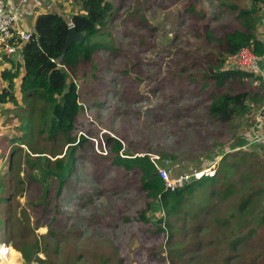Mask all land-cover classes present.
Returning <instances> with one entry per match:
<instances>
[{
  "label": "rangeland",
  "instance_id": "rangeland-1",
  "mask_svg": "<svg viewBox=\"0 0 264 264\" xmlns=\"http://www.w3.org/2000/svg\"><path fill=\"white\" fill-rule=\"evenodd\" d=\"M110 2L101 35L91 38L100 46L69 75L80 110L67 135L41 128L46 103L0 104V246L10 264H264V254L250 261L264 241L263 162L252 152L229 154L237 166L219 181L226 163L218 152L249 117L220 123L207 114L222 93L249 91L250 115L257 104L251 78L218 86L211 75L215 50L205 28L221 31L229 8L217 0ZM116 141L132 157L168 158L174 176L200 171L192 180H214L184 189L177 214L157 202L151 210L140 174L113 165ZM247 192L256 194L250 206L261 224H246L240 211Z\"/></svg>",
  "mask_w": 264,
  "mask_h": 264
},
{
  "label": "trees",
  "instance_id": "trees-1",
  "mask_svg": "<svg viewBox=\"0 0 264 264\" xmlns=\"http://www.w3.org/2000/svg\"><path fill=\"white\" fill-rule=\"evenodd\" d=\"M217 1L229 8L228 15L230 19L223 25L221 31H211L208 27L205 28L207 30L206 36L212 39L215 50V64L210 67L211 75L213 73L212 78L218 86H222L228 79L251 78L256 80L250 73L242 70H224L223 65L230 56L244 47L255 54L257 53V55L264 52L262 42H260L256 33L260 23L261 5L264 0ZM76 2L80 4V8L71 13L67 19L54 13L38 15L34 23V30L29 32V40L24 42L23 47H21L19 54H21L22 62L4 56L10 68L2 70L0 73V77L5 82V86L0 91L1 104L18 105L14 90L15 82L21 77L19 91L22 104L32 101L33 103L43 102L49 105V111L41 123V128L48 137L55 132V128L57 129L55 133H63L64 131L66 135L72 129L80 109L78 108L76 86L69 79V75L80 62L90 59L92 52L99 45L92 42L91 38L101 35L100 29L104 28L110 11L114 9V4L110 0H76ZM68 22L72 23L77 32L82 33V37L77 42L71 43L65 53L63 64L59 65L58 59L68 34ZM248 92L222 93L215 96L207 108V114L220 123H227L240 113H245L244 117H249L246 120L249 127L252 125L253 115L245 110L247 107L244 105ZM252 97L255 100L253 102L257 103L261 100V93L257 92ZM27 123L29 122L23 120V125ZM68 142L74 141L70 139ZM111 151L114 154L113 165L125 170H136L140 174L141 189L146 191L153 200L149 206L150 209L152 210L155 202H157V208L167 215L173 212L177 214V210L185 199L184 189L191 193L194 186L204 179H208L209 183L214 180V177L200 178L185 182L181 187L170 190L165 187L164 181L159 176L155 166L150 162L149 156L132 157L127 155L122 152V145L119 141L115 142ZM239 152L242 151L222 155L218 163L226 164L220 169L219 181H224L226 175L231 172V168L237 166V163H227V155ZM104 155H106V152ZM162 160H167L170 163L168 158H162ZM72 161L73 158H70L69 164H72ZM67 168L68 166L61 167L60 172L66 173ZM168 174L170 177L174 176L169 170ZM65 178L66 176L58 183L62 184ZM257 185L261 186L260 183H257ZM224 191L226 193L231 192L232 186L228 185ZM247 194L248 196L240 203L243 207L240 211L244 210L248 215L246 224L253 221L256 224H261V219L257 217L258 206H250V198L256 194H250V192H247ZM250 230L253 231L254 228ZM239 239L241 238L237 236L233 241ZM233 241L232 246L234 245ZM261 248L262 252L250 259L252 263H255L260 255L264 254V241ZM237 258H243L240 252ZM263 261L264 257L261 259V262Z\"/></svg>",
  "mask_w": 264,
  "mask_h": 264
},
{
  "label": "crops",
  "instance_id": "crops-1",
  "mask_svg": "<svg viewBox=\"0 0 264 264\" xmlns=\"http://www.w3.org/2000/svg\"><path fill=\"white\" fill-rule=\"evenodd\" d=\"M0 4L3 5L5 11L11 12L16 18L17 23L16 27L20 30L26 32H32L34 30V23L38 15L42 13H54L65 17L66 19L70 16L71 13L75 12L73 10L74 0H0ZM70 12V13H69ZM257 37L264 47V3L261 5V14H260V23L256 31ZM8 55L9 59L15 61H21V54ZM255 54V53H254ZM2 52H0V73L6 68H10L9 63L4 59ZM256 59V73H250V75L256 80H253L252 84L256 87V90L253 91L252 95L257 92L261 93V100L257 102L256 108L253 113V122L252 125L247 127L243 132L238 136L239 138L232 139L230 147L235 144L243 143V135L248 133L250 135H255L261 133L263 136L260 143L252 144L250 149H242V152H252L255 154L264 164V52L262 54H255ZM19 58L18 60L16 58ZM20 79L15 82L14 94L17 98V102L20 101ZM5 86L4 80L0 77V91ZM1 104V103H0ZM9 104V103H3ZM11 105V104H10ZM6 113V111L4 110ZM10 113V112H7ZM10 115V114H7ZM3 122V121H2ZM181 175V174H178ZM176 175V176H178ZM1 248V247H0Z\"/></svg>",
  "mask_w": 264,
  "mask_h": 264
},
{
  "label": "built area",
  "instance_id": "built-area-1",
  "mask_svg": "<svg viewBox=\"0 0 264 264\" xmlns=\"http://www.w3.org/2000/svg\"><path fill=\"white\" fill-rule=\"evenodd\" d=\"M17 18L8 11L3 9V5L0 4V52L3 55H14L21 52L24 42L29 40L30 33L20 30L16 27ZM68 27L72 26L71 22H68ZM256 59L255 54L247 47L239 49L235 54L230 56L224 63V70H242L248 73H256ZM263 136L261 133L250 135L249 132L243 135V143L232 145L231 147L222 148L221 152H218L220 158L222 155L239 151L245 148L250 149L252 144L260 143ZM230 146V145H229ZM150 162L155 166L161 179L164 181L167 189L173 190L176 187L181 186L185 182L192 181L193 178H198L202 175V172L196 173H182L178 176L170 177L168 174L169 162L167 160H160L158 155H149ZM163 161L166 166H164ZM216 163L211 165L214 171Z\"/></svg>",
  "mask_w": 264,
  "mask_h": 264
},
{
  "label": "water",
  "instance_id": "water-1",
  "mask_svg": "<svg viewBox=\"0 0 264 264\" xmlns=\"http://www.w3.org/2000/svg\"><path fill=\"white\" fill-rule=\"evenodd\" d=\"M81 37H82V33L77 32L75 28L73 27V25L68 28V34H67L63 49L58 59L59 65L63 64L65 53L68 47L71 45V43L77 42Z\"/></svg>",
  "mask_w": 264,
  "mask_h": 264
},
{
  "label": "bare ground",
  "instance_id": "bare-ground-1",
  "mask_svg": "<svg viewBox=\"0 0 264 264\" xmlns=\"http://www.w3.org/2000/svg\"><path fill=\"white\" fill-rule=\"evenodd\" d=\"M5 246V245H4ZM0 264H10L8 258V250L5 249V247L0 246ZM12 264V263H11Z\"/></svg>",
  "mask_w": 264,
  "mask_h": 264
},
{
  "label": "clouds",
  "instance_id": "clouds-1",
  "mask_svg": "<svg viewBox=\"0 0 264 264\" xmlns=\"http://www.w3.org/2000/svg\"><path fill=\"white\" fill-rule=\"evenodd\" d=\"M68 24V23H67ZM69 28V27H68ZM221 159V158H220ZM217 163V162H216Z\"/></svg>",
  "mask_w": 264,
  "mask_h": 264
}]
</instances>
